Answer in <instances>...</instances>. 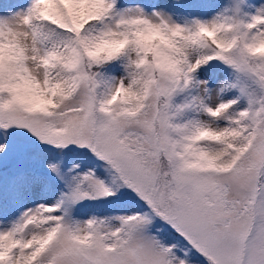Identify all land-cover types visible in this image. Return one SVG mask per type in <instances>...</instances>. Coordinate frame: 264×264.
Here are the masks:
<instances>
[{
	"label": "snow or ice",
	"instance_id": "6c2138e0",
	"mask_svg": "<svg viewBox=\"0 0 264 264\" xmlns=\"http://www.w3.org/2000/svg\"><path fill=\"white\" fill-rule=\"evenodd\" d=\"M0 264H264V0H0Z\"/></svg>",
	"mask_w": 264,
	"mask_h": 264
}]
</instances>
